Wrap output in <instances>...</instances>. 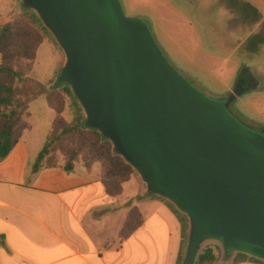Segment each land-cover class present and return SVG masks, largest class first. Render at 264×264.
<instances>
[{
	"label": "water",
	"instance_id": "1",
	"mask_svg": "<svg viewBox=\"0 0 264 264\" xmlns=\"http://www.w3.org/2000/svg\"><path fill=\"white\" fill-rule=\"evenodd\" d=\"M65 54L58 85L157 196L189 222L182 264L218 244L222 259L264 262V127L237 116L233 102L260 86L250 73L226 98L181 74L149 21L121 0H21Z\"/></svg>",
	"mask_w": 264,
	"mask_h": 264
},
{
	"label": "crops",
	"instance_id": "2",
	"mask_svg": "<svg viewBox=\"0 0 264 264\" xmlns=\"http://www.w3.org/2000/svg\"><path fill=\"white\" fill-rule=\"evenodd\" d=\"M238 1L264 19V0ZM19 9L17 0H0V27ZM31 133L0 162V264H182V225L164 201L125 184L143 223L122 237L131 209L123 196L109 197L98 170L82 164L34 172L44 143Z\"/></svg>",
	"mask_w": 264,
	"mask_h": 264
},
{
	"label": "rangeland",
	"instance_id": "3",
	"mask_svg": "<svg viewBox=\"0 0 264 264\" xmlns=\"http://www.w3.org/2000/svg\"><path fill=\"white\" fill-rule=\"evenodd\" d=\"M121 1L129 17L149 21L155 39L170 62L206 94L226 98L250 73L258 77L261 80L260 88L244 94L232 103L231 109L247 124L264 127V19L261 15L248 10L238 0ZM17 2L20 7L19 0ZM65 60V54L57 42L49 39L40 47L30 76L47 85H58L60 68ZM71 102L70 97L66 99L63 114L70 123L75 119L69 108ZM55 118V111L46 98L41 97L31 103L25 122L29 129L32 128L31 135L41 139L45 145ZM94 168L99 173V165H94ZM129 182L146 197L160 199L147 195L146 185L137 173ZM123 195L124 189L117 198ZM130 195L123 196V201L131 211L138 197L130 198ZM170 210L175 217H180ZM205 245L218 248L222 257L218 244ZM221 263H224L223 260Z\"/></svg>",
	"mask_w": 264,
	"mask_h": 264
},
{
	"label": "trees",
	"instance_id": "4",
	"mask_svg": "<svg viewBox=\"0 0 264 264\" xmlns=\"http://www.w3.org/2000/svg\"><path fill=\"white\" fill-rule=\"evenodd\" d=\"M19 2L20 9L13 12L10 21L0 27V162L10 156L24 133L29 130L25 118L29 116L31 103L44 97L55 111L56 118L33 165L34 172L54 167L71 172L77 164L84 165L92 172L94 165H99V176L108 196L119 197L123 193L124 185L136 174L135 170L97 130L88 128L85 114L68 85L51 86L30 76L40 47L49 39L55 40L39 17L33 11L25 9L21 0ZM69 97L72 99L69 108L75 116L71 123L63 117L65 102ZM164 202L180 216L178 219L182 225L185 249L188 219L173 205ZM142 223L140 211L137 208L132 209L124 225L122 237L130 235ZM222 260L218 248L205 245L196 264H222ZM239 260L264 264L263 261L243 254H238L223 264Z\"/></svg>",
	"mask_w": 264,
	"mask_h": 264
},
{
	"label": "flooded vegetation",
	"instance_id": "5",
	"mask_svg": "<svg viewBox=\"0 0 264 264\" xmlns=\"http://www.w3.org/2000/svg\"><path fill=\"white\" fill-rule=\"evenodd\" d=\"M258 78V77H257ZM260 80V79H259ZM260 85H261V80H260ZM259 88H260V86H259Z\"/></svg>",
	"mask_w": 264,
	"mask_h": 264
}]
</instances>
